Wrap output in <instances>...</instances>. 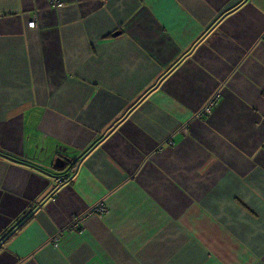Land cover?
<instances>
[{
    "label": "crops",
    "instance_id": "crops-1",
    "mask_svg": "<svg viewBox=\"0 0 264 264\" xmlns=\"http://www.w3.org/2000/svg\"><path fill=\"white\" fill-rule=\"evenodd\" d=\"M0 264H264V0H0Z\"/></svg>",
    "mask_w": 264,
    "mask_h": 264
},
{
    "label": "built area",
    "instance_id": "built-area-1",
    "mask_svg": "<svg viewBox=\"0 0 264 264\" xmlns=\"http://www.w3.org/2000/svg\"><path fill=\"white\" fill-rule=\"evenodd\" d=\"M59 4V3H58ZM28 26L29 27H33L34 26V22L33 21H30L28 23ZM215 99H216V95H213L207 102L206 104L204 105V107L200 110V112H209V110L211 109V107L213 106L214 102H215ZM105 210V206L98 202L96 203L95 205H93L91 208H89V210L83 214H79V215H76L73 219V221L71 222L70 226L71 228H74V229H79L81 224L83 223V220L84 218L90 214V213H93V212H103Z\"/></svg>",
    "mask_w": 264,
    "mask_h": 264
},
{
    "label": "water",
    "instance_id": "water-1",
    "mask_svg": "<svg viewBox=\"0 0 264 264\" xmlns=\"http://www.w3.org/2000/svg\"><path fill=\"white\" fill-rule=\"evenodd\" d=\"M65 161H69V158H67V157H60L59 158V160H58V163H57V165L58 166H60V167H64V165H65Z\"/></svg>",
    "mask_w": 264,
    "mask_h": 264
}]
</instances>
